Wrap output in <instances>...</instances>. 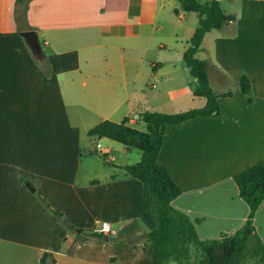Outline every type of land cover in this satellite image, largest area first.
<instances>
[{
  "label": "crops",
  "instance_id": "obj_1",
  "mask_svg": "<svg viewBox=\"0 0 264 264\" xmlns=\"http://www.w3.org/2000/svg\"><path fill=\"white\" fill-rule=\"evenodd\" d=\"M219 1L221 7L230 3L231 11L222 10L236 19L208 33L197 58L208 63L221 114L169 126L158 160L182 191L173 207L194 222L201 240L233 235L245 225L250 209L233 176L264 160V0ZM17 8V0H0V264H41L46 253L54 264L113 263L123 248V255L147 256L152 264L146 240L156 221L143 185L122 169L127 166L110 161L113 172L81 179V139L86 135L103 148L107 139L89 136L102 122L128 120L135 128L142 113H163L132 107L144 93L137 85L142 52L155 32L174 25L171 45L157 47H170L175 57L153 62L148 76L159 82L158 69L167 74L169 67L170 80H177L183 61L192 77L183 56L198 14L183 11L177 0H33L27 22L41 46L33 52L19 31ZM243 77L251 81L252 102L241 89ZM193 79L195 87L169 91L164 103L181 108L178 113L204 108L207 100L195 96ZM105 223L109 233L102 231ZM254 226L264 243V203Z\"/></svg>",
  "mask_w": 264,
  "mask_h": 264
},
{
  "label": "trees",
  "instance_id": "obj_2",
  "mask_svg": "<svg viewBox=\"0 0 264 264\" xmlns=\"http://www.w3.org/2000/svg\"><path fill=\"white\" fill-rule=\"evenodd\" d=\"M32 0H17L16 21L20 32L32 31L27 22L28 4ZM181 9L195 12L199 16V25L191 38L190 46L184 53L183 60L196 79L195 96L203 97L207 104L202 109L190 110L178 114H163L146 111L141 114L146 124V131H140L122 123L104 121L89 132L90 137L107 139L123 145L128 150H138L142 153L141 161L135 165L122 168L128 176L140 181L144 193L156 221L155 229L148 234L149 244L153 252L154 264H168L169 259L178 255L180 249L187 257V247L192 245L201 252L199 264H244L247 259H254L258 264H264V243L258 236L254 226L257 211L264 203V160L236 173L233 180L236 183L241 199L249 206L250 213L245 225L233 235H223L219 239L201 240L194 222L183 212L175 209L172 202L182 195L181 189L170 176L167 168L161 165L159 155L163 147L164 136L169 126H177L199 117H218L221 114L219 98L212 89L208 76V63L197 58L205 36L222 29L228 22L235 21L234 16H227L219 0H177ZM179 10L176 9L175 13ZM40 52V51H35ZM40 57V56H39ZM40 63L49 65L44 58ZM243 93L252 102L251 81L243 77L240 82ZM228 93L222 97H231ZM104 161L107 165L112 163ZM69 229L76 227L65 224ZM136 224H131L124 232L128 234ZM83 234L84 231L82 230ZM96 237L103 235L92 234ZM52 259L51 254H44L41 264H47Z\"/></svg>",
  "mask_w": 264,
  "mask_h": 264
},
{
  "label": "rangeland",
  "instance_id": "obj_3",
  "mask_svg": "<svg viewBox=\"0 0 264 264\" xmlns=\"http://www.w3.org/2000/svg\"><path fill=\"white\" fill-rule=\"evenodd\" d=\"M30 3L28 4V9H29ZM175 4L178 5V3H175ZM222 7H223L224 11H226V12L231 11L230 10L231 5L228 1H224ZM190 16H194V15L190 14ZM158 27H160V26L159 25L155 26L156 29ZM173 28H174V25L169 24V25L165 26L164 31L155 32L153 43L150 46L149 51L142 52L143 53L142 57L144 59V62L141 63L140 66H141V70L144 73V75L141 79L137 80V85L143 88V91L149 100L145 101L144 99H142L145 96L144 93H143V95L142 94L139 95L140 99L138 101L133 100L132 107H134V110L136 112H141L144 110L153 109L155 111L168 113V114L178 113V111L181 108L175 107V106L171 107V105H169V103L168 104L164 103L165 101L169 102L168 101V99H169L168 92L169 91H175L176 89H178L181 86L183 87V89L185 91H188V90H191L196 85L195 80L189 75V73H186V71H184L185 65H184L183 61H181L182 65L180 67H178L179 77L177 80H174V81L170 80L172 73H168L171 71L169 69V67H167V69H166L168 71L167 74H163L161 71V68L158 69V72H160L158 74L159 82L154 78V76H152V75L148 76V71L149 72L152 71L151 65L153 62L164 64V63H166V61H168V59L172 58V56L175 57V55H173L169 51L170 47L168 48V50L160 49L157 47V45L160 42H164V43H167L168 45H171V42L173 40V38L171 36L173 33ZM40 58L42 61L45 58V56L43 54H40ZM140 58L141 57H139V59ZM149 83L156 85V88L155 89L148 88ZM177 91H179V90H177ZM159 92L161 94H158ZM164 93H165V95H164ZM154 96H156V97L161 96L162 99H160V102H162V103H158L156 98H155V100H152ZM164 96H165L166 100H163ZM145 99H146V97H145ZM198 100L204 101L203 98L198 99ZM139 117H140V115H139ZM131 119H134V114H132ZM136 122L137 123L135 125H132L133 127H135L138 130H141V131H146V127H145V124L142 121V119H140V118L136 119ZM118 123H121V122H118ZM101 142L103 143V148H97L96 145L93 146L92 141L90 140V138L88 136L84 135L82 137L81 147H82V152H83V158H82V164H81V175H80L81 179L87 180L88 178H91V177H96V178L98 177L99 178L102 175L109 174V172H111V171L113 172V169H112L113 166L107 165L105 163L104 155L106 156V161L113 162L117 165L131 166V165H135L141 161L142 153L138 150L132 149V150L126 152L125 147L123 145L115 142V141L102 140ZM93 151H98V154H96L94 156H90L89 154L93 153ZM140 183L141 182L139 181V184ZM143 189H144V187H143ZM76 195L77 194H75V189L72 188V196H71L72 207H74L75 204L78 203V201L76 200ZM84 234L88 235V233H83V235ZM146 241L149 243V240H146ZM105 246H107V245H105ZM99 250H100V248H97V251H99ZM125 251H126V249H124V248L121 249V256H120V259L118 261H115L113 263H109L106 260H104L103 264H149L148 263L149 260H148L147 256L145 257V260H144V258H142V259L140 258L141 260H137V259H134V257H132V256L123 255V253ZM186 251H187V257L183 256V250L180 249V252L178 253V255H174L169 259L168 264H199V262L202 258L201 252L198 251L192 245H189L187 247ZM150 252H152V251H150ZM151 261H152V264H154L153 257H152ZM150 264H151V262H150ZM244 264H258V262L254 259L249 258V259L245 260Z\"/></svg>",
  "mask_w": 264,
  "mask_h": 264
},
{
  "label": "water",
  "instance_id": "obj_4",
  "mask_svg": "<svg viewBox=\"0 0 264 264\" xmlns=\"http://www.w3.org/2000/svg\"><path fill=\"white\" fill-rule=\"evenodd\" d=\"M23 38L28 42L31 50L33 52L35 51H41V46L39 44V38L36 30L27 31L22 33ZM106 241L109 240V238H105Z\"/></svg>",
  "mask_w": 264,
  "mask_h": 264
},
{
  "label": "built area",
  "instance_id": "obj_5",
  "mask_svg": "<svg viewBox=\"0 0 264 264\" xmlns=\"http://www.w3.org/2000/svg\"><path fill=\"white\" fill-rule=\"evenodd\" d=\"M110 229H111V227L109 224H107V223L103 224V227H102L103 233H109Z\"/></svg>",
  "mask_w": 264,
  "mask_h": 264
}]
</instances>
